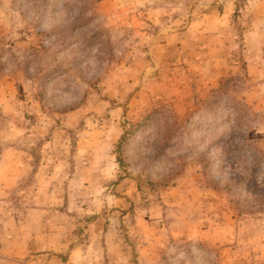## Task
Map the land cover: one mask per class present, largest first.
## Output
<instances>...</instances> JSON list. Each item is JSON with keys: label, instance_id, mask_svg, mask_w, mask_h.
I'll use <instances>...</instances> for the list:
<instances>
[{"label": "rangeland", "instance_id": "rangeland-1", "mask_svg": "<svg viewBox=\"0 0 264 264\" xmlns=\"http://www.w3.org/2000/svg\"><path fill=\"white\" fill-rule=\"evenodd\" d=\"M251 149L264 0H0V264H264Z\"/></svg>", "mask_w": 264, "mask_h": 264}, {"label": "trees", "instance_id": "trees-1", "mask_svg": "<svg viewBox=\"0 0 264 264\" xmlns=\"http://www.w3.org/2000/svg\"><path fill=\"white\" fill-rule=\"evenodd\" d=\"M233 79H228L227 81H226V83H224V84H222L221 86H220V88L219 89H217V90H214L213 91V93H214V95H221V94H223V92H225L226 91V89L228 88L227 86H228V84H231V81H232ZM252 151H250L251 153H250V159H251V161L254 163V164H256L257 163V165H255V166H257V168L260 166V165H262L263 164V162L261 163H258L260 160H261V158H262V155H263V152L261 151V150H259V149H251ZM239 151V152H238ZM236 152H238V153H236V154H238V155H240V156H245V154L246 153H244V151H243V149H236ZM264 165V164H263Z\"/></svg>", "mask_w": 264, "mask_h": 264}]
</instances>
